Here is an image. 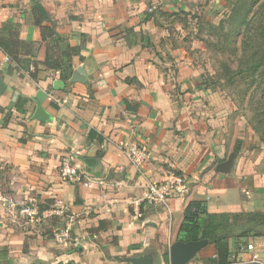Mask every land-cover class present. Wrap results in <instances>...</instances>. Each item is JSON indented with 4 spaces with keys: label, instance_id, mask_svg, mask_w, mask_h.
I'll return each mask as SVG.
<instances>
[{
    "label": "crops",
    "instance_id": "1",
    "mask_svg": "<svg viewBox=\"0 0 264 264\" xmlns=\"http://www.w3.org/2000/svg\"><path fill=\"white\" fill-rule=\"evenodd\" d=\"M192 1L0 0V29L13 20L29 41L37 40L33 10L40 4L44 26L55 25L73 47L84 45V60L75 57L73 68L86 79L65 83L48 70L42 45L35 82L10 71L0 49V251L6 250L0 264H130L127 258L145 254L165 264L161 258L177 241L191 201H205L211 213H236L252 203L236 174L239 159L230 174L216 172L225 161V129L213 105L207 107L209 96L190 88L166 30L167 17L178 13L173 8L192 11ZM19 97L29 100L25 114L16 110ZM37 105L50 122L33 119ZM91 131L98 138L90 140ZM135 148L147 150L142 168L129 156ZM65 159L79 169L75 180L60 174ZM89 159L97 164L90 167ZM171 172L187 179V191L167 204L148 202L149 185ZM29 204H37L38 215L21 221L19 210ZM59 218L71 221L67 242L44 233L58 229L50 224ZM101 221L108 229L92 232Z\"/></svg>",
    "mask_w": 264,
    "mask_h": 264
},
{
    "label": "rangeland",
    "instance_id": "2",
    "mask_svg": "<svg viewBox=\"0 0 264 264\" xmlns=\"http://www.w3.org/2000/svg\"><path fill=\"white\" fill-rule=\"evenodd\" d=\"M237 1L195 0L192 1L194 9L189 12L175 6L173 10L176 9L178 13L167 17L166 30L174 43L172 49L180 50L177 58L187 67L184 74L190 78V88L209 96L207 107L213 105L210 112L222 124L218 128L225 129V161L236 148L239 150L235 152L236 162L239 159L236 174L246 180V190L251 192L250 198H254L253 201L249 200L252 203L248 208H241L240 212L263 213L259 209L264 204V123L261 119L264 85L249 86L253 79L247 73L243 74L245 71L239 73L242 70L240 61L231 53V45L225 40L231 28L228 21ZM263 3L264 0L258 6ZM235 42L240 48L242 37L232 40L234 45ZM182 90L189 92L186 85ZM255 175L258 176L256 181ZM21 221L24 219L21 218ZM68 222L69 219L59 218L50 225L58 224L59 228H63ZM58 229L48 227L44 233L53 237ZM257 231L252 233L248 241L252 250L243 254L242 260L236 264H251L250 259H245L247 254L251 257L264 255V227ZM213 254L214 247L208 246L191 263L208 264L207 259Z\"/></svg>",
    "mask_w": 264,
    "mask_h": 264
},
{
    "label": "trees",
    "instance_id": "3",
    "mask_svg": "<svg viewBox=\"0 0 264 264\" xmlns=\"http://www.w3.org/2000/svg\"><path fill=\"white\" fill-rule=\"evenodd\" d=\"M262 0H239L233 6L228 23L230 32L225 35L226 43L231 45L229 50L239 61L242 70L239 73L248 74L253 80L250 87L264 85V3L258 6ZM34 25L36 26L35 41L21 38V26L13 20L5 22L0 29V49L11 60L10 71L28 73L35 82L38 81L39 62L38 52L42 45L46 47L45 66L48 70L60 73V78L68 83L74 74L73 59L82 55L83 47H73L60 35L55 25L44 26L46 18L36 9ZM223 24V23H222ZM221 24V25H222ZM242 37L240 48L233 39ZM27 98L19 97L16 110L26 113ZM127 110L137 113L136 106L125 100ZM4 112L3 110H1ZM264 123V111L262 112ZM9 111L5 118V126L12 119ZM89 138H98L93 131ZM235 152L239 150L236 148ZM264 227V213L236 212V213H211L203 200L191 201L183 213V221L180 226L177 241L197 242L207 239L209 246L214 247V254L207 259L208 264H236L242 260V255L249 252V239L252 233ZM108 228L104 221L92 232L106 231ZM133 246L130 249H135ZM6 252L5 249L0 251ZM122 261V259H119ZM161 262L169 264V254L161 258ZM7 264H10L9 262ZM73 264V263H67Z\"/></svg>",
    "mask_w": 264,
    "mask_h": 264
},
{
    "label": "built area",
    "instance_id": "4",
    "mask_svg": "<svg viewBox=\"0 0 264 264\" xmlns=\"http://www.w3.org/2000/svg\"><path fill=\"white\" fill-rule=\"evenodd\" d=\"M6 62H11V60L7 57ZM129 156L135 166L142 168L148 158V153L146 149L135 148L131 150ZM60 174L64 179L75 180L78 177L79 169L73 165L69 159H65L61 163ZM187 188V179L183 176L175 174L174 172H171L169 173L166 181L161 183H152L149 185L146 200L154 204H167L171 198L185 193ZM19 214L23 219H33L38 215V206L37 204H29L27 206L22 205L19 210ZM53 214L54 213H51V211L46 212V215L48 216H52ZM71 233L72 224L70 221L65 225V227L59 228L57 232H54L53 239L56 242H67L71 238ZM255 246L257 249L259 248L257 245ZM248 248L249 250H252L250 246ZM263 256L264 255L260 256L258 254L252 257L250 256V263L264 264Z\"/></svg>",
    "mask_w": 264,
    "mask_h": 264
},
{
    "label": "water",
    "instance_id": "5",
    "mask_svg": "<svg viewBox=\"0 0 264 264\" xmlns=\"http://www.w3.org/2000/svg\"><path fill=\"white\" fill-rule=\"evenodd\" d=\"M34 8H36L39 12L47 17V13L40 4H36ZM72 81L85 83L86 79L82 77L77 71H75L72 77ZM4 90L5 86L3 80L0 79V94H3ZM33 119L44 123L51 121L50 116L40 105H37V109L35 111ZM236 158L237 154L235 152L230 154L226 161L217 165L216 172L218 174L224 175L230 174L232 172ZM86 162L90 167H93L97 164V160L95 159H89ZM208 246L209 241L207 239L197 242L176 241L171 245L169 250V263L190 264L195 259L197 254ZM125 261L130 264H154L155 259L152 254H145L135 258H127Z\"/></svg>",
    "mask_w": 264,
    "mask_h": 264
}]
</instances>
